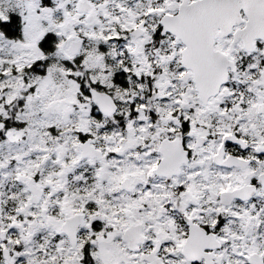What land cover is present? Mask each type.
Segmentation results:
<instances>
[{"label":"snow or ice","instance_id":"1","mask_svg":"<svg viewBox=\"0 0 264 264\" xmlns=\"http://www.w3.org/2000/svg\"><path fill=\"white\" fill-rule=\"evenodd\" d=\"M0 264H264V0H0Z\"/></svg>","mask_w":264,"mask_h":264}]
</instances>
